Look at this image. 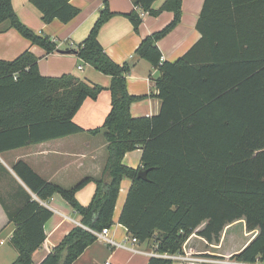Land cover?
<instances>
[{"label":"trees","instance_id":"trees-1","mask_svg":"<svg viewBox=\"0 0 264 264\" xmlns=\"http://www.w3.org/2000/svg\"><path fill=\"white\" fill-rule=\"evenodd\" d=\"M103 1L88 37L74 51L86 63L110 75L111 109L102 126L85 130L74 116L87 98L105 87L73 74L42 75L39 58L26 50L13 60L0 59V154L72 134L102 133L107 141L103 175L87 177L70 188L48 182L20 160L12 169L0 160V176L10 190H0V203L14 224L10 238L18 251L11 264H34V253L46 241V222L53 211L42 201L60 194L81 215L75 226L38 264H74L97 241L93 231L114 225V210L124 178L132 180L120 223L139 242L153 241L159 254L183 252L189 237L218 241L226 225L244 219L258 234L239 253L245 262L264 261V0H205L197 29L200 39L176 61H164L158 41L182 19L183 0H134L126 14L138 31L143 12H173L162 29L146 36L139 57L160 71L155 80L161 110L134 117L127 75L133 64L113 60L98 39L115 12ZM50 23H68L80 12L71 0H30ZM9 26L47 53L57 50L50 36L37 34L18 17L12 0H0V24ZM142 150L141 165L124 163L127 152ZM147 170V178L139 170ZM90 181L97 185L88 205L76 193ZM3 193V194H2ZM146 264H174L151 256Z\"/></svg>","mask_w":264,"mask_h":264},{"label":"crops","instance_id":"crops-1","mask_svg":"<svg viewBox=\"0 0 264 264\" xmlns=\"http://www.w3.org/2000/svg\"><path fill=\"white\" fill-rule=\"evenodd\" d=\"M165 0H157L154 9H159ZM15 11L20 20L37 34H45L56 42L57 50L47 53L46 50L22 36L9 23L0 24V59L13 60L26 50L32 51L38 58L39 70L42 75L58 77L63 74H73L91 84H98L105 89L96 99L87 98L76 115L74 122L91 130L103 125L111 109V92L108 89L112 82L110 75L104 74L92 65L83 61L74 51L89 35L104 5L102 0H71L79 8L80 13L68 23L58 19L46 23L42 13L30 0H12ZM205 0H183L182 19L178 26L167 36L158 41L164 61H176L185 54L201 37L197 29ZM112 16L101 27L98 39L109 56L119 64L132 63L133 67L127 75L129 92L141 99L131 105V114L134 117L153 116L160 112L162 102L156 96L155 80L160 71L150 62L138 56L136 50L142 40L165 27L173 19V12L163 11L157 16L145 13L138 31L126 14L135 8L134 0H109ZM81 67V68H80ZM142 150L136 149L126 153L124 163L138 168L141 165ZM107 159V141L102 133L92 134L87 131L69 136L48 140L16 149L4 151L0 154L1 162L18 179L13 165L23 160L29 164L40 176L48 182L65 188L76 185L87 177L99 178L103 175ZM9 178L0 176V180ZM132 180L124 178L114 210V225L110 228L109 237L117 245H110L97 240L88 247L74 264H146L154 256L153 241L132 242L125 226L120 223V216L127 198ZM10 186V183L8 187ZM25 186V185H24ZM0 184V189H7ZM96 183L90 181L77 193L80 204L88 205L96 191ZM53 211L52 217L45 224L46 241L33 256L42 261L45 256L68 234L75 226L82 225L81 215L60 194H55L50 200L42 201ZM241 221L245 232L243 239H236L234 226ZM204 224H202V227ZM14 224L0 203V229L10 230L9 239L14 231ZM189 237L183 246V254L198 253L213 256H233L241 252L258 234V229L248 231L244 219L234 221L223 229L218 241L208 242L198 235L197 231ZM228 236V240L226 238ZM237 241V240H236ZM0 244L1 243L0 241ZM174 264H192L174 259Z\"/></svg>","mask_w":264,"mask_h":264},{"label":"built area","instance_id":"built-area-1","mask_svg":"<svg viewBox=\"0 0 264 264\" xmlns=\"http://www.w3.org/2000/svg\"><path fill=\"white\" fill-rule=\"evenodd\" d=\"M137 12L143 16L145 12L142 11L141 8L136 7ZM81 68V67H80ZM109 231L110 228H104L102 231H93L94 234L97 237V240L106 242L110 245H117L121 246L120 244H117L112 238L109 237ZM128 240H132V242L136 243L138 242V239L135 236L130 235ZM1 243H4V241H1ZM163 256L168 257L171 259H179L186 263H192V264H264V261L256 260L255 262H245L242 260H239L232 256H213L208 254H198V253H177V254H159L156 251L154 252V256Z\"/></svg>","mask_w":264,"mask_h":264},{"label":"rangeland","instance_id":"rangeland-1","mask_svg":"<svg viewBox=\"0 0 264 264\" xmlns=\"http://www.w3.org/2000/svg\"><path fill=\"white\" fill-rule=\"evenodd\" d=\"M5 23H7V22H5ZM9 183L10 182H8L7 179L0 180V184H2L4 186L8 187ZM10 188H11V186H9L7 189H3V190L0 189V190L3 193H6L8 190H10ZM203 224L205 225V223H203ZM201 227H202V225H201ZM234 228H235V234H236V239L234 242L236 243V242L240 241L241 239H243V237H244L243 234L245 232V229H244V225L241 221H238V223L234 226ZM9 232H10V230L7 228L0 229V241H4L3 244H0V264H11L18 257V251L14 248V246L10 242ZM226 238H227V240L229 239L228 236H226ZM130 241H132V240H130ZM146 242H148V241H146ZM39 262H40V259L36 257L34 259V264H38Z\"/></svg>","mask_w":264,"mask_h":264},{"label":"water","instance_id":"water-1","mask_svg":"<svg viewBox=\"0 0 264 264\" xmlns=\"http://www.w3.org/2000/svg\"><path fill=\"white\" fill-rule=\"evenodd\" d=\"M139 177L147 178V170L141 169L138 172Z\"/></svg>","mask_w":264,"mask_h":264}]
</instances>
